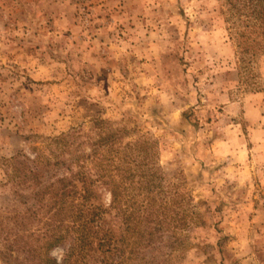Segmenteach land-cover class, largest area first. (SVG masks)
Instances as JSON below:
<instances>
[{
    "label": "rangeland",
    "instance_id": "1",
    "mask_svg": "<svg viewBox=\"0 0 264 264\" xmlns=\"http://www.w3.org/2000/svg\"><path fill=\"white\" fill-rule=\"evenodd\" d=\"M221 5L0 0L1 228L14 211L10 158L54 162L122 131L174 204L166 264H264V53L244 51L249 29L233 31Z\"/></svg>",
    "mask_w": 264,
    "mask_h": 264
},
{
    "label": "trees",
    "instance_id": "2",
    "mask_svg": "<svg viewBox=\"0 0 264 264\" xmlns=\"http://www.w3.org/2000/svg\"><path fill=\"white\" fill-rule=\"evenodd\" d=\"M221 8L233 31L236 24L249 29L241 35L250 44L244 51L253 57L264 53V0H222ZM122 139V131L103 135L89 152L69 157L62 152L54 162L9 159L14 211L8 229L0 227L4 264L168 263L172 253L162 251L168 242L163 235L174 219L173 201L155 185L157 169L146 161L147 148ZM130 151L142 152L140 164L125 158ZM129 163L139 172L135 187L122 181ZM175 242L176 248L182 244ZM55 248L64 249L61 259L51 255Z\"/></svg>",
    "mask_w": 264,
    "mask_h": 264
}]
</instances>
